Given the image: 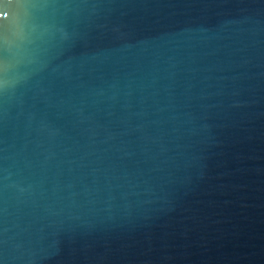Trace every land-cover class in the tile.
I'll list each match as a JSON object with an SVG mask.
<instances>
[{
    "label": "water",
    "instance_id": "1",
    "mask_svg": "<svg viewBox=\"0 0 264 264\" xmlns=\"http://www.w3.org/2000/svg\"><path fill=\"white\" fill-rule=\"evenodd\" d=\"M0 264H264V0H0Z\"/></svg>",
    "mask_w": 264,
    "mask_h": 264
},
{
    "label": "snow or ice",
    "instance_id": "2",
    "mask_svg": "<svg viewBox=\"0 0 264 264\" xmlns=\"http://www.w3.org/2000/svg\"><path fill=\"white\" fill-rule=\"evenodd\" d=\"M5 15H6V13H5Z\"/></svg>",
    "mask_w": 264,
    "mask_h": 264
}]
</instances>
